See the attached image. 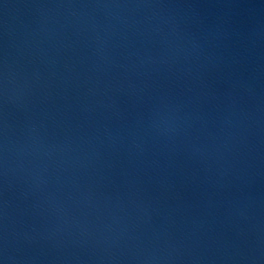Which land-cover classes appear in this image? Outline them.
I'll list each match as a JSON object with an SVG mask.
<instances>
[{
    "label": "water",
    "instance_id": "obj_1",
    "mask_svg": "<svg viewBox=\"0 0 264 264\" xmlns=\"http://www.w3.org/2000/svg\"><path fill=\"white\" fill-rule=\"evenodd\" d=\"M0 264H264V0H0Z\"/></svg>",
    "mask_w": 264,
    "mask_h": 264
}]
</instances>
